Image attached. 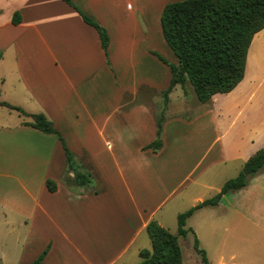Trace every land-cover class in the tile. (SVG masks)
<instances>
[{"label":"crops","instance_id":"0c3cea01","mask_svg":"<svg viewBox=\"0 0 264 264\" xmlns=\"http://www.w3.org/2000/svg\"><path fill=\"white\" fill-rule=\"evenodd\" d=\"M177 1L72 0L107 31L106 52L98 30L64 0H0V100L44 114L79 170L92 175L89 186L76 185L59 137L0 106V228L7 236L0 264H31L44 253L43 264H139L133 256L148 243L138 242L152 220L165 228L156 217L168 202L177 198L189 210L214 197L231 179L225 175L264 147V68L251 54L264 30L252 41L244 79L209 101L222 109L204 113L200 133H170L174 94L180 88L178 100L188 106L191 86H175L165 106L178 59L161 17ZM162 112L163 146L154 151ZM226 120L232 133H221ZM181 213L171 209L177 219ZM186 227L210 264H264V172L196 211ZM181 239L183 264H202L194 235Z\"/></svg>","mask_w":264,"mask_h":264},{"label":"trees","instance_id":"16d2710c","mask_svg":"<svg viewBox=\"0 0 264 264\" xmlns=\"http://www.w3.org/2000/svg\"><path fill=\"white\" fill-rule=\"evenodd\" d=\"M64 1L74 6L84 21L98 30L102 46L107 52L110 42L107 31L80 11L72 0ZM19 19L16 15L14 23L19 22ZM161 25L164 38L178 59L177 65H170L172 80L169 88L163 93L165 106L169 103V94L174 87L181 85L185 88L187 83L191 84L198 100L204 104L216 94L232 92L244 79L252 41L264 30V0L177 1L166 5ZM2 57L0 52V60ZM0 106L17 111L22 116L31 117L32 121L25 125L46 134L57 135L65 148L68 166L75 172V184H92V175L79 170L62 135L44 114H28L22 108L1 100ZM164 120L163 112L158 118L157 139L150 145L154 151L163 146ZM261 172H264V147L245 163L238 176L225 182L220 193L179 214L176 234L152 220L146 228L152 249L140 251L139 264H183L180 239L189 234L194 235V249L202 264H210L194 231L186 227L188 219L201 208L217 205L222 195L244 189L250 180ZM47 186L51 192L57 189L56 183L50 180ZM44 258L45 253L31 264H43Z\"/></svg>","mask_w":264,"mask_h":264},{"label":"rangeland","instance_id":"374dc122","mask_svg":"<svg viewBox=\"0 0 264 264\" xmlns=\"http://www.w3.org/2000/svg\"><path fill=\"white\" fill-rule=\"evenodd\" d=\"M259 35H260L259 38L252 45L251 54H252L253 59H259L261 57V65L264 68V38H263L262 34H259ZM181 91L182 90L179 88L175 92L174 97H173L174 119H172V122L170 124V129H171L170 133H180V132H182V133H200V129L198 126L200 124L199 121L202 120V116L204 115V113L212 105L217 110L222 109V103L223 102L217 103L218 107H216L215 103H213V102H211V103L209 102L207 106H204V104H201V102L198 100V97H197L194 89L192 88V86H190L189 91H188V99H189L188 103L189 104H188V106H182L181 101L178 100V96L180 95ZM228 123H229V121L226 120V124L221 127V133H232V132H230V130H228V126H226V125H229ZM207 125H210V123L208 121H207ZM179 129H181V131H179ZM206 133H217V131L215 130V128H209L208 129V127H207ZM234 170L235 169L230 170L225 176H227V178H231V179L235 178L239 174L240 169L235 170V171ZM178 200L179 199L175 198L174 200L168 202L163 207V209L158 212V215L156 217V218H158V220L164 222L165 228H167V229L171 228L168 230L172 233H175V234L177 232L178 221H177L176 215L175 216L171 215V209H173L175 206H177L178 210H181V212H185L184 210H187L186 208H188L186 206L182 207V206L178 205L177 204ZM191 223L192 222H188V227L191 226ZM18 236H20V238H21V235L18 233L14 235V237H13L14 240L12 239L13 242H16V239L18 238ZM12 240H9V241H12ZM144 240L147 241V243H148L146 245V247H144V248L147 250H151L152 249V243H151V240H150L147 232L140 239V241L138 242V245H142L144 243ZM0 241L7 242V236L4 233L2 228H0ZM1 243L2 242H0V244ZM183 244H184V251L187 252L188 249L185 245V242H183ZM4 252H7V254H8V258H9L8 262H11V263L16 262V257L14 256V253H15L14 250H7ZM133 259H136L138 262H140V260H141L139 255L133 256Z\"/></svg>","mask_w":264,"mask_h":264}]
</instances>
